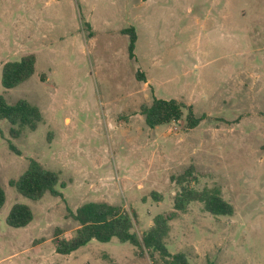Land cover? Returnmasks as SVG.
I'll list each match as a JSON object with an SVG mask.
<instances>
[{"label": "rangeland", "instance_id": "374dc122", "mask_svg": "<svg viewBox=\"0 0 264 264\" xmlns=\"http://www.w3.org/2000/svg\"><path fill=\"white\" fill-rule=\"evenodd\" d=\"M28 54L35 72L5 89L3 65ZM0 94L42 116L17 138L0 120V264H165L117 238L67 255L52 240L74 235L88 202L134 212L141 237L190 167L187 184L218 188L234 212L191 202L170 222L169 253L264 264V0H0ZM153 98L181 102V119L148 127L140 108ZM32 160L58 173V195L31 200L10 185ZM14 204L31 209L27 226L8 225Z\"/></svg>", "mask_w": 264, "mask_h": 264}, {"label": "trees", "instance_id": "16d2710c", "mask_svg": "<svg viewBox=\"0 0 264 264\" xmlns=\"http://www.w3.org/2000/svg\"><path fill=\"white\" fill-rule=\"evenodd\" d=\"M130 37L129 53L134 57V48L137 40L136 31L133 27L122 31ZM36 57L34 54L23 56L19 60L6 62L2 67L1 84L5 89L14 88L35 72ZM183 104L175 99L153 98L150 104H144L140 108V114L144 116L148 127L178 121L183 116ZM7 120L10 125V135L17 138L24 128L35 130L42 121L39 109L26 100H19L15 104H9L5 97L0 94V120ZM200 118H196L190 111L188 125L191 128L197 126ZM193 178V168H188L183 174L172 177V180L181 185L180 191L173 200V209L157 215L153 224L142 234L141 237L134 231L136 216L134 212H128L119 206L107 202H88L80 206L74 214L78 223L74 235L69 238H53L55 251L59 254H70L86 245L91 240L109 242L117 238L120 242H128L141 251H148L154 257L158 254L165 264H191L184 253L171 254L167 250L165 238L168 236L170 222L176 219L180 213L185 212L191 202L203 204L206 212L213 215H232L233 206L221 195L218 188H204L197 190L187 182ZM194 179V178H193ZM59 181L57 172L45 169L40 163L30 161L28 168L17 179L10 180V185L23 196L31 200H39L46 193L58 195L55 186ZM63 186V185H62ZM157 196V195H156ZM6 195L0 184V209L4 205ZM33 219V213L29 206L14 204L8 217V225L20 228L27 226ZM110 264H115L111 262Z\"/></svg>", "mask_w": 264, "mask_h": 264}, {"label": "crops", "instance_id": "0c3cea01", "mask_svg": "<svg viewBox=\"0 0 264 264\" xmlns=\"http://www.w3.org/2000/svg\"><path fill=\"white\" fill-rule=\"evenodd\" d=\"M116 263V262H115ZM117 264V263H116Z\"/></svg>", "mask_w": 264, "mask_h": 264}]
</instances>
